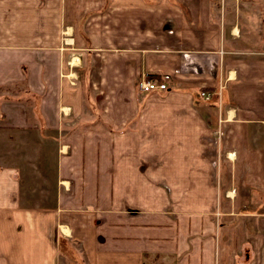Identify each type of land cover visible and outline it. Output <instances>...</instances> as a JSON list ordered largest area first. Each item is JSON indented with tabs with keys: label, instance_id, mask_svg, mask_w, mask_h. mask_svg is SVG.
I'll return each mask as SVG.
<instances>
[{
	"label": "crops",
	"instance_id": "crops-1",
	"mask_svg": "<svg viewBox=\"0 0 264 264\" xmlns=\"http://www.w3.org/2000/svg\"><path fill=\"white\" fill-rule=\"evenodd\" d=\"M0 264H264V0H0Z\"/></svg>",
	"mask_w": 264,
	"mask_h": 264
},
{
	"label": "built area",
	"instance_id": "built-area-1",
	"mask_svg": "<svg viewBox=\"0 0 264 264\" xmlns=\"http://www.w3.org/2000/svg\"><path fill=\"white\" fill-rule=\"evenodd\" d=\"M169 79V75H165L161 80L148 79L146 76H142L138 82V89L142 92L164 91L168 89L167 81ZM200 96L205 100H209L211 97L206 92H201Z\"/></svg>",
	"mask_w": 264,
	"mask_h": 264
},
{
	"label": "rangeland",
	"instance_id": "rangeland-1",
	"mask_svg": "<svg viewBox=\"0 0 264 264\" xmlns=\"http://www.w3.org/2000/svg\"><path fill=\"white\" fill-rule=\"evenodd\" d=\"M8 34V33H7ZM211 98V97H210ZM210 100V99H209ZM9 149V153H7V156H6V159L8 158H12L13 156V146L10 144V147L8 148ZM12 163V162H11Z\"/></svg>",
	"mask_w": 264,
	"mask_h": 264
},
{
	"label": "bare ground",
	"instance_id": "bare-ground-1",
	"mask_svg": "<svg viewBox=\"0 0 264 264\" xmlns=\"http://www.w3.org/2000/svg\"><path fill=\"white\" fill-rule=\"evenodd\" d=\"M65 230V229H64ZM66 231V230H65Z\"/></svg>",
	"mask_w": 264,
	"mask_h": 264
}]
</instances>
